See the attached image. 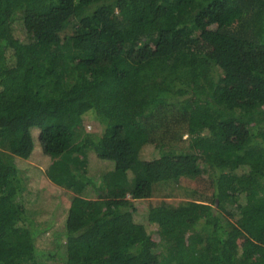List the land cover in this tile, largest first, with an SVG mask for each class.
I'll return each instance as SVG.
<instances>
[{
	"label": "trees",
	"instance_id": "1",
	"mask_svg": "<svg viewBox=\"0 0 264 264\" xmlns=\"http://www.w3.org/2000/svg\"><path fill=\"white\" fill-rule=\"evenodd\" d=\"M46 260L264 264V0H0V264Z\"/></svg>",
	"mask_w": 264,
	"mask_h": 264
},
{
	"label": "rangeland",
	"instance_id": "2",
	"mask_svg": "<svg viewBox=\"0 0 264 264\" xmlns=\"http://www.w3.org/2000/svg\"><path fill=\"white\" fill-rule=\"evenodd\" d=\"M93 111H89L84 116V125L86 129L90 132H93L98 135H102L106 132L105 126L99 122L93 116ZM39 128L33 129L34 141L36 146V151L34 156L31 159L23 160L22 165L28 169L30 175L31 186L35 189L34 191L38 192L37 200H41L45 204V210L40 213L39 218L41 219V226L44 227L49 221L52 222V227L46 232L44 238L39 240V245L42 248H52L53 247V232L58 229L62 232L66 226V216L70 206V201L73 197V194L69 191H62L60 187L57 186L52 181H48L45 177V169L49 165V159L45 158L41 151L40 141H39ZM151 146L146 145L143 148V151L147 154V157L151 156ZM42 171V172H41ZM190 181H183L176 188H173L172 185L166 187V191H171L175 193L173 197L167 198L163 197L162 193L158 192L150 199L151 202L157 203L161 199H166L172 202H178L180 200L192 199V188L188 184ZM193 187V184H192ZM192 189V190H191ZM39 219V220H40ZM245 240L242 238L240 244L243 245ZM45 264H61L59 261H50L46 260Z\"/></svg>",
	"mask_w": 264,
	"mask_h": 264
}]
</instances>
